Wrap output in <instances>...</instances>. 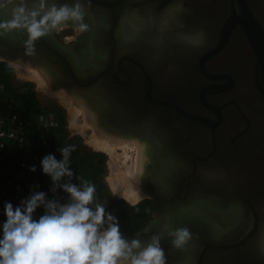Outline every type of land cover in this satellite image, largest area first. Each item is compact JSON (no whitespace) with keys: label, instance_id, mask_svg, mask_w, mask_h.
I'll list each match as a JSON object with an SVG mask.
<instances>
[{"label":"flooded vegetation","instance_id":"1","mask_svg":"<svg viewBox=\"0 0 264 264\" xmlns=\"http://www.w3.org/2000/svg\"><path fill=\"white\" fill-rule=\"evenodd\" d=\"M5 1L0 21L19 7ZM77 2L86 28L51 30L49 58L111 129L133 136L138 123L151 148L149 222L153 196L173 208L160 243L191 234L174 264H264V0H46L45 10ZM195 33L196 47L174 44Z\"/></svg>","mask_w":264,"mask_h":264},{"label":"clouds","instance_id":"2","mask_svg":"<svg viewBox=\"0 0 264 264\" xmlns=\"http://www.w3.org/2000/svg\"><path fill=\"white\" fill-rule=\"evenodd\" d=\"M24 3L25 0H21V5ZM45 7L46 0H39L41 11L17 7L12 19L0 21V29L26 31L30 50L35 41L50 34L51 30L61 31L69 21L81 22L80 29L85 30L79 2L71 6L53 3L43 11ZM58 151L62 160L58 161L51 154L42 160L43 173L54 183L65 176H73L69 164L75 147L69 145ZM31 170L34 172L35 167ZM61 187L70 194L72 202L63 206L55 201L47 202V212L38 221L33 219V213L45 203L43 192L32 195L23 202V207L14 209L11 203L5 204L7 220L3 225V239H0V264H118L129 257L131 264H166L158 235H153L151 242L138 254H132L133 249L141 248L140 241L133 240L129 244L124 240L116 218L107 214L102 204L96 203L94 210L90 207L95 200V185L85 180L82 188L72 183ZM106 219L108 227L101 231ZM170 235L177 249L191 240L187 228H177Z\"/></svg>","mask_w":264,"mask_h":264},{"label":"trees","instance_id":"3","mask_svg":"<svg viewBox=\"0 0 264 264\" xmlns=\"http://www.w3.org/2000/svg\"><path fill=\"white\" fill-rule=\"evenodd\" d=\"M10 106L9 113H16L28 127V137L33 133L34 127L46 122L48 115L54 114L58 123L54 127H49L47 133H41L34 138H43L48 144L47 154L54 155L56 159L62 160L63 157L58 151L62 147L72 145L75 151L71 153L69 168L73 172L71 178L65 176L59 181L61 187L63 184L72 183L81 187L79 182L89 181L96 188L98 200H105L106 213L116 218L122 234H133L142 230L151 218V208L146 203L137 205H128L120 199H111L103 183L106 167L105 156L100 152L90 151L78 136L69 137L65 128V117L63 109L56 104L42 105L32 89L30 83H18L14 77V71L8 64L0 62V116L3 109ZM30 123H33L31 125ZM47 135V136H46ZM28 180L24 183V189L30 190V193L43 192L45 194V203L40 204L37 209L47 210L46 203L55 201L51 195H46V178L42 176L40 167L38 172L30 174ZM82 188V187H81ZM68 194V193H67ZM31 195V194H30ZM72 202L70 194L67 196L66 204ZM93 210L95 205H90ZM0 239H3V225L7 220L5 212L0 210ZM108 221L105 220L103 229H107Z\"/></svg>","mask_w":264,"mask_h":264},{"label":"bare ground","instance_id":"4","mask_svg":"<svg viewBox=\"0 0 264 264\" xmlns=\"http://www.w3.org/2000/svg\"><path fill=\"white\" fill-rule=\"evenodd\" d=\"M166 38L169 40V38H170L169 35ZM166 38L163 41L161 39L151 41L150 42L151 50L155 51L156 49H154V48L162 46L165 43ZM174 41H175L174 42L175 45L176 44L181 45V50L182 49L185 50L186 47H188V46L194 48L199 43H201L202 36L199 33H195L194 35L186 36L184 38L180 35V37L176 36ZM46 58H48V57H46ZM15 64L19 68L24 67V65H29L28 68H30L32 70L33 75L31 74V76L33 77V79L37 80V82L39 84H41V87H43V85H42L43 83L44 84L46 83V85L48 83L49 86L51 87L52 82L54 81L53 75H52L53 72L51 73V71L48 70L45 65H42V64L37 63L35 61L22 63L20 60L15 61ZM45 64L47 66L48 65L53 66V68H55V70H56L57 80L53 86H55L57 84H63L65 86L72 87L69 85L70 83H69L68 78L65 77L63 73L60 72L59 67L53 62V60H50V58H48V61H46ZM167 73H170V72H166V76L164 75L165 79L169 78V75ZM59 90H61V89H59ZM59 90L52 89V91H59ZM81 93H83V92H81ZM84 96L79 95L75 92L70 93L68 91V93H67L65 91H59V92H57L55 97L58 99V101L62 102L63 104H65L67 106H71L72 104H79V106L82 107L81 109L83 110V113L85 116V125L84 126L91 128V130L93 131V134L91 133L92 135H85L86 143L91 148L98 150V151H106V152L110 153V155L115 160H116L115 152H116V149H118V148H121V150L126 154L127 159H129V153L128 152L129 151H135L136 158H135L134 162H132L129 167H125V169H122L121 167L117 168L119 170L117 172H115V174L113 176L112 186L114 187L113 189H115V191L122 198H124L125 200H127L128 202H130L132 204H136V203L143 201L145 199V197L147 196V194L145 192V187L147 185V182H148V179L150 176V172H151V168L149 166L150 164L147 162V159H149L148 157L151 154V148H150V145L148 143H145L146 141L144 143L142 142L143 138L142 139L139 138V137H141V135H138L137 131H136V129H137L136 127H137L138 123L134 122L135 124L133 125V129H135L134 130L135 133L134 132L130 133L132 135L135 134L133 136H136V138L135 137L133 138V136L130 137V136H126V135L125 136L121 135V133H119L118 130L111 129L108 126L104 117L101 115L98 106L94 102H91V103L88 102ZM71 108H72V106H71ZM74 109H76V108L74 107ZM76 110H78V109H76ZM72 113H75L74 110ZM73 116H75V115H73ZM142 125H144V124H142ZM84 132L86 133V131H84ZM130 132H132V131H130ZM137 136H139V137L137 138ZM143 137H145V136H143ZM149 141H150V139H149ZM116 155H117V153H116ZM123 163L126 164L125 162H123ZM124 164H123V166H124ZM160 206H161V208H160L161 209V215L159 218H160V223H162V227L171 226L165 220V214H166L165 211L168 210V211L172 212L173 208H167L164 206V204L163 205L160 204ZM166 215L171 216L170 213H167ZM257 250H258V254H260V256L264 257V253H263L264 250L261 247H259V249L257 248ZM170 252H171L172 256L169 258L173 259L175 262L178 260V258L174 257L175 256L174 254L177 255L178 253L179 254L183 253V252H180L177 248H175L173 246L172 242H171ZM118 264H131V258H128L127 260H122V261L118 262Z\"/></svg>","mask_w":264,"mask_h":264},{"label":"rangeland","instance_id":"5","mask_svg":"<svg viewBox=\"0 0 264 264\" xmlns=\"http://www.w3.org/2000/svg\"><path fill=\"white\" fill-rule=\"evenodd\" d=\"M3 63H6V62H3ZM6 64H8V63H6ZM8 65L10 67H12V69L14 71V77H15L16 82H18V83H20V82H22V83H25V82L30 83L32 89L36 93L37 98L39 99V101L41 102L42 105H49V104L53 103V104H56V105L60 106L63 109V113H64V117H65V128L68 131L69 137L78 136L81 139L82 143L90 151L100 152V153H102L105 156L106 173H105V177H104L103 183H104V185H105V187L107 189L109 197L111 199L123 200L128 205H131V206L137 205L138 203L132 204V203L128 202L127 200H125L124 198H122L115 191V189H113L114 187L112 186L113 176H114L115 172H117L119 170L117 168L121 167L122 169H125V167H129L131 165V163L134 162V160L136 158L135 151H129L128 152L129 153V159H127L126 154L121 150V148H118V149H116V152H115V156H116V160H115L110 155V153H108L106 151H98V150H95V149L91 148L86 143L85 135H92L93 131L91 130V128L84 126L85 125V116H84L83 110L81 109L82 107L79 106V104H72L71 105L72 108H71V106H67V105L63 104L62 102L58 101V99L55 96H56L57 92H59V91H52V88L49 86L48 83H47V85H46V83L45 84L43 83L42 84L43 87H41V84H39L37 82V80H34L33 77L31 76L32 70L30 68H28L29 65H24V67H22V68H19L15 64H12V65L8 64ZM74 107L76 109H78V110L74 109ZM73 110H74V112L76 114L72 113ZM9 112H10V106H7V107H5L3 109L1 114L3 116H7V115L10 114ZM73 115H75V116H73ZM58 122H59L58 119L52 113V114L48 115L45 123L36 125L34 127L33 133L31 132V134L28 137V140L30 141V144L28 145V147L31 150V154L32 155H38L40 157L39 158L40 160H39L38 167H40L41 171L43 170L42 169V160L48 154H47V150L42 151L40 149V147H38L37 140L39 138H37V137L34 138V137L37 136L38 134H41V133H45L46 134L48 129H49V127H54ZM30 124L34 126L33 123H30ZM84 131H86V133ZM142 142L144 143L145 141H142ZM145 143H147V142H145ZM116 153H117V155H116ZM148 158L149 159H147V162L150 164V162L152 161L151 154L149 155ZM123 162H125L126 164H124ZM123 164H124V166H123ZM16 165H17L16 159L12 160V167H16ZM29 175L30 174L16 172V176H15L16 192L13 194V197H14V200L17 203V205L20 206V207L24 206L23 202L29 200L32 195L36 194V193H30V190L24 189V183L30 177ZM78 182H79L80 186L82 187V182H80V181H78ZM46 185H47V181H46ZM62 193L65 194V199L64 200H60V199L56 198L55 196L51 195L55 199V202L57 204L61 205V206L66 205L67 196H68L67 192L62 191ZM96 203H100V204L104 205L106 203V201L105 200H98L97 199V194L95 193V200H94L93 204L96 205ZM141 203H146V202L143 200V201H141ZM46 212H47V210H40L39 211V209H36V211L33 213V219L38 221L41 216L46 214ZM104 230H106V229H103L102 231H104ZM120 233L122 234L123 232L120 230Z\"/></svg>","mask_w":264,"mask_h":264},{"label":"built area","instance_id":"6","mask_svg":"<svg viewBox=\"0 0 264 264\" xmlns=\"http://www.w3.org/2000/svg\"><path fill=\"white\" fill-rule=\"evenodd\" d=\"M37 143L42 151L48 150L45 139L39 138ZM29 144L27 124L16 113L0 116V210L4 212L6 203H11L14 209L20 207L13 197L16 192V172L25 174L38 172L40 157L31 154ZM14 159L17 162L16 167H12ZM33 167H35L34 172L31 170ZM41 172L47 181L46 195L64 200L65 194L60 190L59 181L54 183L50 176L43 173V170Z\"/></svg>","mask_w":264,"mask_h":264},{"label":"water","instance_id":"7","mask_svg":"<svg viewBox=\"0 0 264 264\" xmlns=\"http://www.w3.org/2000/svg\"><path fill=\"white\" fill-rule=\"evenodd\" d=\"M13 4V5H18L20 6H25L28 11H32V5L39 4V0H25L24 5H21V0H14V1H5V4ZM37 11H41V9L37 8ZM43 11H46L45 9ZM43 14V12H42ZM50 37V35H46L40 40L38 39L32 44L31 50L28 47L27 41H28V35L26 31L23 29H20V31L15 32V33H4L0 32V62H6L8 64H11L15 61L20 60L22 63L30 62V61H35L37 63L46 65V61H48L49 56H53L54 58L58 57L57 53H50L47 49V39ZM48 57V58H46ZM46 59V60H45ZM60 62V60H59ZM70 72V71H69ZM57 88V87H56ZM53 87V89H56ZM66 90L70 91L69 86L64 87ZM75 91L78 92V90L75 89ZM154 200L156 201V206L154 207V212H153V219L148 222L146 227L142 230H140L137 233L133 234H121L122 238L126 240L129 244L133 240H139L141 243V248L140 249H133L132 254L136 255L138 254L144 247H146L150 242L151 238L153 235H159L157 233V229L161 228L162 224H160V215H161V206L159 202L157 201L156 197H153ZM171 242L172 241H165V243L161 244L162 248H166L167 252L166 254H169L171 257L172 254L170 252V247H171ZM200 250H197V256L200 254ZM168 257V261L171 264H174L175 261L171 258ZM131 258V257H129ZM121 259L120 261H122ZM119 261V262H120Z\"/></svg>","mask_w":264,"mask_h":264}]
</instances>
